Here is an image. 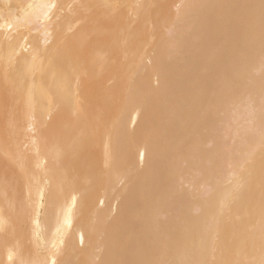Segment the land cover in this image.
<instances>
[{"label": "bare ground", "instance_id": "1", "mask_svg": "<svg viewBox=\"0 0 264 264\" xmlns=\"http://www.w3.org/2000/svg\"><path fill=\"white\" fill-rule=\"evenodd\" d=\"M0 264H264V0H0Z\"/></svg>", "mask_w": 264, "mask_h": 264}]
</instances>
